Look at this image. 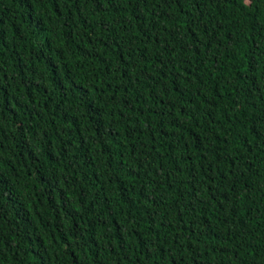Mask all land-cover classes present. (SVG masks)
I'll return each instance as SVG.
<instances>
[{
    "label": "trees",
    "instance_id": "trees-1",
    "mask_svg": "<svg viewBox=\"0 0 264 264\" xmlns=\"http://www.w3.org/2000/svg\"><path fill=\"white\" fill-rule=\"evenodd\" d=\"M0 264H264V0H0Z\"/></svg>",
    "mask_w": 264,
    "mask_h": 264
}]
</instances>
